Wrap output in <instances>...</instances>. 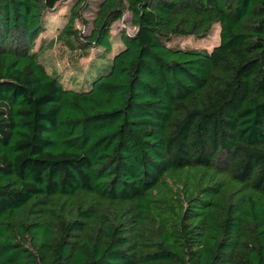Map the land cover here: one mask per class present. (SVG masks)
I'll return each mask as SVG.
<instances>
[{
    "label": "trees",
    "instance_id": "obj_1",
    "mask_svg": "<svg viewBox=\"0 0 264 264\" xmlns=\"http://www.w3.org/2000/svg\"><path fill=\"white\" fill-rule=\"evenodd\" d=\"M0 264H264V0H0Z\"/></svg>",
    "mask_w": 264,
    "mask_h": 264
},
{
    "label": "rangeland",
    "instance_id": "obj_2",
    "mask_svg": "<svg viewBox=\"0 0 264 264\" xmlns=\"http://www.w3.org/2000/svg\"><path fill=\"white\" fill-rule=\"evenodd\" d=\"M64 6H59L58 8H62ZM57 8V9H58ZM65 11V8L61 10L60 12H54L50 13L47 18V31L50 33V39L56 38L57 30L55 29V26L57 23H59V15ZM84 17L90 21L94 19V12H85ZM78 29L83 30L82 24H77ZM54 29V30H52ZM122 29H126L130 34L134 33L136 31V28L132 24L131 20V14L127 13L125 16V20L120 21L116 23L113 26V33L116 35L118 32H120ZM216 40H218V37H215ZM212 42H208L207 44H211ZM67 47L63 45L62 43L58 42L55 47L48 52L49 59L55 64H63L68 62V55L69 53L66 51ZM47 63L49 64L50 61L47 60Z\"/></svg>",
    "mask_w": 264,
    "mask_h": 264
}]
</instances>
